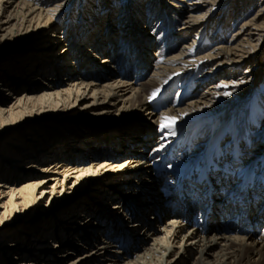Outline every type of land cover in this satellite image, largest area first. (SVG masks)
<instances>
[{
	"label": "bare ground",
	"instance_id": "obj_1",
	"mask_svg": "<svg viewBox=\"0 0 264 264\" xmlns=\"http://www.w3.org/2000/svg\"><path fill=\"white\" fill-rule=\"evenodd\" d=\"M66 1L0 0V264H264V0Z\"/></svg>",
	"mask_w": 264,
	"mask_h": 264
},
{
	"label": "rangeland",
	"instance_id": "obj_2",
	"mask_svg": "<svg viewBox=\"0 0 264 264\" xmlns=\"http://www.w3.org/2000/svg\"><path fill=\"white\" fill-rule=\"evenodd\" d=\"M135 0H114V2H115V6H117V5H119V6H121L122 5V7L124 8L125 6H127L128 8H127V11H129L130 9H131V6L130 5H132L131 3H133ZM255 2L257 1L258 2V0H254ZM67 3L65 4V6H66V9H67V11H63V13L59 16V18H58V20H59V25H63V22H65V26H68V27H70L71 28V31L72 32H75V27L77 26V24L78 23H80L81 22V24H83V23H85V21H83V12H86L87 11V8L89 7V8H92L93 10H97L98 9V6L100 5V2H99V0H67L66 1ZM146 4H147V2H145ZM160 3H161V6L163 5V6H169L168 5V2H167V0H160ZM118 6V7H119ZM237 6V0H219L218 1V3L214 6V8L212 9V10H214V15H215V18H214V20L212 21H210V25H209V32L207 33V34H205L206 36H209L210 34H211V36H212V34H213V32H216L217 31V28L216 29H214L215 28V26L216 27H218V26H220L221 25V23H220V21H218V20H221L222 19V17L224 16V14L225 13H227V15H228V13L230 14L231 13V17H232V12H233V10H234V8ZM145 12H146V10H145ZM96 13V12H95ZM97 14V13H96ZM95 15V14H94ZM90 16V15H89ZM164 16H162V17H160V18H163ZM91 18V17H90ZM231 18H230V16H228L227 18H225V20L227 21V23H231L232 24V22H233V20H230ZM240 19V18H239ZM238 19V21H240L241 22V19L239 20ZM64 20V21H63ZM225 20H224V24H223V26H222V28L223 29H225V37L226 38H229L230 36H231V34H232V30L236 27V25H233L232 27H228V26H225ZM218 21V22H217ZM73 22V24H71ZM164 22H166V21H164ZM239 22V23H240ZM222 23H223V20H222ZM104 25V24H103ZM218 25V26H217ZM230 25V24H229ZM75 26V27H74ZM173 26H171V28H172ZM80 28H81V26H80ZM78 31H79V28L77 29ZM81 32V31H80ZM79 32V33H80ZM36 33H31V36H28V37H23V36H21V37H18L15 41H10L7 45H5V46H3V47H1L0 48V64H7V65H10L11 63H13L11 60H13V61H18V60H16L15 58H16V56H18L20 53H30V52H32L33 50H35L36 49V42L40 39V37L41 36H43V35H35ZM157 34H159V33H157ZM164 34H166V33H164ZM160 35V36H159ZM158 35V37H161L162 36V30L160 31V34ZM200 34H198V36H199ZM207 38V37H206ZM188 39V37H186V39L185 40H187ZM196 39H198V38H196ZM48 40V39H47ZM154 43H156V42H154ZM62 46V44L61 45H59L58 47H57V49H59L60 47ZM207 46H208V44H207ZM37 50V49H36ZM152 50H154V49H152ZM159 49L157 48V51H158ZM264 56V40H263V42H262V44H261V46L259 47V52H258V61L260 62V61H263V57ZM11 57H13V59L11 58ZM0 69H1V66H0ZM264 72V68H263V70L261 71V73H263ZM261 79H264V76L261 78ZM185 80V79H184ZM182 81H183V79H182ZM184 83H186V80H185V82ZM259 90H261V91H255V93H254V95H259V96H264V81L262 80V82H260L259 83ZM204 87V84L203 85H201L198 89L200 90V89H202ZM258 92V93H257ZM260 92V93H259ZM170 94H172V95H174V94H176V92H174V90H171V92H170ZM183 97V96H182ZM254 98H255V96H254ZM74 112H76V111H74ZM66 113V112H65ZM69 115H71V114H69ZM55 117H57V116H55ZM77 117V116H76ZM89 117H91V116H89ZM49 118H53L52 116H49ZM133 118V117H132ZM88 119V118H87ZM134 119H137V116L136 117H134ZM74 120H80V118H75ZM62 122H59V121H57L56 122V125L58 126V127H60V129H61V132L65 129L64 128V126H62V124H61ZM42 127H44L45 129H47L45 126H42ZM59 133V132H58ZM24 135V134H23ZM26 135H24V137H25ZM1 137V136H0ZM30 137L28 136V137H25V139L27 140V139H29ZM59 138H63L62 137V134L60 135V137ZM3 139V138H2ZM2 139H0L1 141H2ZM29 161V160H28ZM50 161V160H49ZM48 162V161H47ZM209 162V161H208ZM207 162V163H208ZM261 164H264V160H261V162H260V164L259 165H261ZM209 166V168L211 167L210 165H212V163L210 162L209 164H208ZM163 168V167H162ZM200 169V168H199ZM264 169V166L262 165V170ZM250 173V174H249ZM248 173V176L247 177H245V178H242V180L243 179H246V181H247V184L250 182L249 180H250V176H251V171ZM259 178H257V181H259L261 184H264V172H261L260 174H259V176H258ZM242 180H240V181H242ZM249 187H251V184L249 183ZM77 189H79V188H77ZM82 192H80L79 194L78 193H75V195L74 196H70V197H67V196H65V197H63L64 199H62V200H60V201H58L57 203H58V205H60L57 209H55V210H53L52 212H51V208H50V206H48L47 207V205H45V206H41L40 207V209H41V212H39V215L40 214H46L47 216H50V215H52L53 213H55L57 210H59L61 207H62V205H67V204H69L72 200H76L78 197H80L82 194H81ZM125 193L126 192H124V191H122V194H123V196H124V199L125 200H129V198L127 197V196H125ZM72 198L71 200H69V203H66L65 201H66V199L67 198ZM65 203V204H64ZM57 205V206H58ZM51 212V213H50ZM151 215V212H147L146 213V218H147V220H148V217ZM16 221H30V219L28 218V217H25V216H23V215H18L16 218ZM165 220V219H164ZM151 221H154V220H151ZM259 230H261V227L259 226V227H257V230L256 231H259ZM140 230H138V232H139ZM51 240H54V238H51ZM47 243V244H46ZM49 242H45V244L46 245H49L48 244ZM8 255V254H7Z\"/></svg>",
	"mask_w": 264,
	"mask_h": 264
},
{
	"label": "snow or ice",
	"instance_id": "obj_3",
	"mask_svg": "<svg viewBox=\"0 0 264 264\" xmlns=\"http://www.w3.org/2000/svg\"><path fill=\"white\" fill-rule=\"evenodd\" d=\"M164 119H165V122L162 124V127H172L175 123L176 118L165 117Z\"/></svg>",
	"mask_w": 264,
	"mask_h": 264
}]
</instances>
